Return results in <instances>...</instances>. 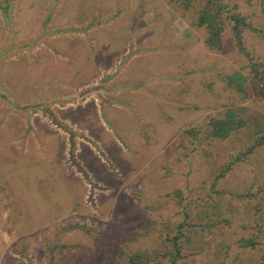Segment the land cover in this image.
<instances>
[{"label": "rangeland", "instance_id": "rangeland-1", "mask_svg": "<svg viewBox=\"0 0 264 264\" xmlns=\"http://www.w3.org/2000/svg\"><path fill=\"white\" fill-rule=\"evenodd\" d=\"M263 92L264 0H0V264H264Z\"/></svg>", "mask_w": 264, "mask_h": 264}, {"label": "crops", "instance_id": "crops-1", "mask_svg": "<svg viewBox=\"0 0 264 264\" xmlns=\"http://www.w3.org/2000/svg\"><path fill=\"white\" fill-rule=\"evenodd\" d=\"M68 0H61V2H64V3H66ZM27 6V5H26ZM29 7V6H28ZM53 14H55L54 15V18H55V16H57L58 14H61V7H60V9L58 8V10L56 11V13H53ZM61 17V16H60ZM59 17V18H60ZM73 18H70V19H68L69 21L70 20H72ZM67 20V21H68ZM71 23H72V25H74V24H76L75 23V21H70ZM82 23L83 25H81L82 26V28L84 27V29L85 30H82L81 29V26L80 27H78V31H77V34H78V36H77V38H80L81 36L85 39V34H84V32L83 31H85V33H89V34H91L92 35V30H95V28L98 26V25H100V26H102V25H104V24H109V23H111V22H113V18H110V19H108L107 21H100V23L97 25L96 24V22H93L92 23V21H90V20H80L78 23ZM49 25H54V26H56V25H58V24H62V23H64L62 20H61V18H60V20H56V21H53V20H49L48 22H47ZM68 25V24H67ZM79 25V24H78ZM64 26V25H63ZM57 27H59V26H57ZM81 30V31H80ZM53 38H55V39H57V38H59L58 37V35H56V36H52ZM80 39H82V38H80ZM61 69V66L57 63L56 64V71H59ZM159 131H161V130H157V129H155L154 130V134H153V136H154V139H153V141H156V137L158 136V132ZM169 134L171 135V131H169ZM159 161V160H158ZM161 162V161H160ZM143 167H144V165H143ZM142 167V168H143ZM155 175V174H154ZM156 176V175H155ZM170 180H167V181H173L171 178H169ZM181 181H177V183H180Z\"/></svg>", "mask_w": 264, "mask_h": 264}, {"label": "trees", "instance_id": "trees-1", "mask_svg": "<svg viewBox=\"0 0 264 264\" xmlns=\"http://www.w3.org/2000/svg\"><path fill=\"white\" fill-rule=\"evenodd\" d=\"M208 26L213 27L212 22H208ZM216 27L218 26L216 25ZM229 79L231 78L229 77ZM262 95L264 96V92ZM228 113L230 114L229 117L221 120L220 122H218V126L217 125L215 126L217 134H220L223 138L228 136L231 129L239 128L240 126H243L246 123L243 117L238 116L237 118H235L234 113H231V112H228ZM232 114H233V117L231 116ZM220 130H224V131L221 132Z\"/></svg>", "mask_w": 264, "mask_h": 264}]
</instances>
